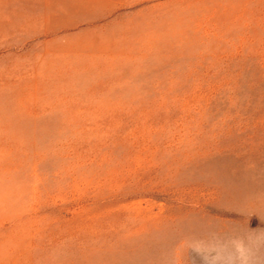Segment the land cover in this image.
I'll use <instances>...</instances> for the list:
<instances>
[{"label":"rangeland","instance_id":"1","mask_svg":"<svg viewBox=\"0 0 264 264\" xmlns=\"http://www.w3.org/2000/svg\"><path fill=\"white\" fill-rule=\"evenodd\" d=\"M257 234L264 0H0V264H264Z\"/></svg>","mask_w":264,"mask_h":264},{"label":"clouds","instance_id":"2","mask_svg":"<svg viewBox=\"0 0 264 264\" xmlns=\"http://www.w3.org/2000/svg\"><path fill=\"white\" fill-rule=\"evenodd\" d=\"M258 244L264 247V239L259 238ZM234 247L238 253L239 264H250V249L241 241H234ZM189 247L200 255L204 264H220L222 259L221 247L212 241L194 240L190 242Z\"/></svg>","mask_w":264,"mask_h":264},{"label":"crops","instance_id":"3","mask_svg":"<svg viewBox=\"0 0 264 264\" xmlns=\"http://www.w3.org/2000/svg\"><path fill=\"white\" fill-rule=\"evenodd\" d=\"M42 1H44V2H47V1H51V0H42ZM4 5V4H3ZM9 5H7V7H8ZM45 6V5H44ZM4 7V6H3ZM5 8V7H4Z\"/></svg>","mask_w":264,"mask_h":264}]
</instances>
